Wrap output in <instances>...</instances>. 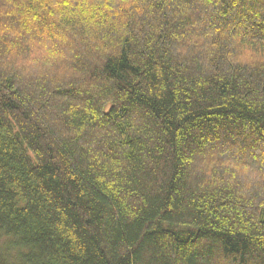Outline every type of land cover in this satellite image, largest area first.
<instances>
[{
	"label": "trees",
	"instance_id": "trees-1",
	"mask_svg": "<svg viewBox=\"0 0 264 264\" xmlns=\"http://www.w3.org/2000/svg\"><path fill=\"white\" fill-rule=\"evenodd\" d=\"M0 264H264V0H0Z\"/></svg>",
	"mask_w": 264,
	"mask_h": 264
}]
</instances>
